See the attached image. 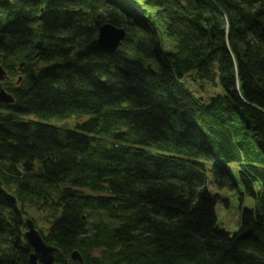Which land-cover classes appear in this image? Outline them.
Returning <instances> with one entry per match:
<instances>
[{
	"label": "trees",
	"instance_id": "obj_1",
	"mask_svg": "<svg viewBox=\"0 0 264 264\" xmlns=\"http://www.w3.org/2000/svg\"><path fill=\"white\" fill-rule=\"evenodd\" d=\"M0 67V264H264V0H0Z\"/></svg>",
	"mask_w": 264,
	"mask_h": 264
},
{
	"label": "water",
	"instance_id": "obj_2",
	"mask_svg": "<svg viewBox=\"0 0 264 264\" xmlns=\"http://www.w3.org/2000/svg\"><path fill=\"white\" fill-rule=\"evenodd\" d=\"M125 39V32L122 29L115 28L111 25H104L99 30L98 43L110 51H116L123 40ZM22 66V65H21ZM7 78L5 71L0 67V82ZM0 102L6 105H12L13 97L7 93L0 84ZM13 202H16L12 198ZM26 232L24 248L30 253L28 264H60L56 262V256L62 258V254L55 247L49 246L43 240L41 234L35 228L34 223L28 219L26 220ZM70 258L72 262L82 264L83 259L81 255L74 251Z\"/></svg>",
	"mask_w": 264,
	"mask_h": 264
},
{
	"label": "rangeland",
	"instance_id": "obj_3",
	"mask_svg": "<svg viewBox=\"0 0 264 264\" xmlns=\"http://www.w3.org/2000/svg\"><path fill=\"white\" fill-rule=\"evenodd\" d=\"M182 82L190 89L191 93L196 98H207V96L204 94H199L194 86L189 85L186 79H184ZM206 102L207 101L205 100V103ZM229 169L233 171V175L238 180L236 165H230ZM214 192H216L221 198L216 206L217 225L218 227L233 233L239 228L243 210L253 209L255 207V200L244 194V191L241 187L234 190H222ZM28 218L33 222L30 216H28Z\"/></svg>",
	"mask_w": 264,
	"mask_h": 264
},
{
	"label": "flooded vegetation",
	"instance_id": "obj_4",
	"mask_svg": "<svg viewBox=\"0 0 264 264\" xmlns=\"http://www.w3.org/2000/svg\"><path fill=\"white\" fill-rule=\"evenodd\" d=\"M3 82H4V81L0 82L1 86L3 85ZM2 88H3V87H2Z\"/></svg>",
	"mask_w": 264,
	"mask_h": 264
}]
</instances>
